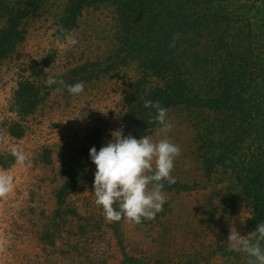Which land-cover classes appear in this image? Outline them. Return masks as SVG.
<instances>
[{
  "label": "rangeland",
  "instance_id": "obj_1",
  "mask_svg": "<svg viewBox=\"0 0 264 264\" xmlns=\"http://www.w3.org/2000/svg\"><path fill=\"white\" fill-rule=\"evenodd\" d=\"M65 2L45 0L35 13H28L24 40L0 61V169L14 177V191L0 200V236L6 240L0 264H248L250 258L233 251L227 237L230 227L242 236L254 234L256 227L248 223L252 205L232 177L228 156L213 165L209 175L203 164L198 132L203 140L211 138V145L216 139H232L231 127H220L227 115L209 107L183 103L167 108L174 123L168 138L179 145L181 155L172 172L176 182L164 186L167 200L154 219L139 224L125 219L108 222L92 193L94 163L85 165L84 178L72 187L65 185L60 156L93 146L99 150L118 129L125 137L139 139L133 134L124 100L140 81V89L145 90L141 97L156 83L162 84L161 79L143 75L138 51L127 52L125 23L115 5L87 7L77 27L59 31ZM245 10L241 7L239 12ZM152 16L150 22L170 24L162 12ZM233 20L239 32L243 23L253 19L235 14ZM150 22L139 24V38ZM4 24L0 15V28ZM204 32L194 47L198 61L204 59L211 34ZM69 37L78 43L69 46ZM228 55L230 60L232 51ZM32 60L43 70L39 76L30 74ZM204 60L209 65V58ZM78 66H84L90 76L81 80L80 95L72 96L66 89L55 93L53 85L33 112L20 116L15 111L12 100L19 81L28 78L42 88L55 75L68 84L67 80L80 77L72 75ZM209 80L201 79L199 84L207 89ZM212 80L217 83L219 77ZM18 125L22 134H11ZM159 127L146 135L162 138ZM13 147L30 157L31 167L15 162L10 154Z\"/></svg>",
  "mask_w": 264,
  "mask_h": 264
},
{
  "label": "trees",
  "instance_id": "obj_2",
  "mask_svg": "<svg viewBox=\"0 0 264 264\" xmlns=\"http://www.w3.org/2000/svg\"><path fill=\"white\" fill-rule=\"evenodd\" d=\"M44 1L0 0V15L5 18L4 26L0 28V61L24 40L26 16L28 13H35ZM247 2L66 0L59 18V31H69L77 27L79 17L87 7L105 3L116 6L120 20L125 23L124 41L127 43V52L138 51L143 75L162 81V84L156 83L151 87L143 97L140 93L145 90L140 89L139 86L143 83L140 81L124 100L128 106L127 115L130 117L135 137L146 135L149 129L158 124L153 119L155 110L144 107L145 100L159 101L165 108L183 103L188 106H205L218 115H227L224 119L221 118L220 127H225L222 130L231 127L229 130H232V139L229 142L216 139L211 145V138L203 140L201 133L197 134L201 140L200 147L204 150L203 164L205 172L209 175L213 165L224 155L229 157L232 161V177L252 205L251 217L248 220L252 228L264 223V0ZM241 7H246L245 12H239ZM161 12L170 20V24L161 26L160 22L155 24L156 20L150 22L151 17H155L152 16L153 13L158 16ZM235 14L253 20L243 23L237 32L233 20ZM148 22V28L142 30L139 38V24ZM205 30L211 33L206 38L208 46L203 50L204 59L210 60L206 66L204 59L197 60L199 55L194 48L199 43L200 33ZM174 37L178 38L175 39L174 46L170 47ZM195 39L197 43L193 42ZM231 51L232 57L229 60L228 53ZM206 68L215 72L205 71ZM29 71L35 76L43 72L35 60L31 61ZM205 72L211 75V78ZM72 75L80 77L67 80L69 85L90 77L87 76L84 66L74 68ZM214 76L219 77L217 83H213ZM201 79H210L207 89L199 84ZM48 90L49 87L45 84L38 88L35 82L28 78L21 80L14 91L12 106L20 116H26L45 98ZM17 127L18 131L12 130L11 134L20 136L22 129L19 125ZM215 150L220 152L216 154ZM60 159L65 165L62 168L67 176L65 185L71 187L85 177V165L93 163L89 149L62 155ZM164 186L173 184L164 182Z\"/></svg>",
  "mask_w": 264,
  "mask_h": 264
},
{
  "label": "clouds",
  "instance_id": "obj_3",
  "mask_svg": "<svg viewBox=\"0 0 264 264\" xmlns=\"http://www.w3.org/2000/svg\"><path fill=\"white\" fill-rule=\"evenodd\" d=\"M176 38L170 47L174 46ZM77 43L75 37L67 39L69 46ZM45 85L49 88L59 85L53 88V92L60 93L66 89L72 96H78L84 91L83 82L69 85L55 75L50 76ZM144 107L155 110L153 119L160 125L158 134L162 138L153 139L147 135L139 139L131 135L125 137L118 129L111 133L112 139L101 146L99 151L94 146L89 149V156L96 166L92 193L95 204L102 207L108 222L125 219L139 224L142 220L154 219L163 210L167 200L163 191L164 182L169 185L176 182L172 172L181 149L168 138L174 123L169 118L168 109L161 106L159 101L145 100ZM10 154L17 164L31 167L30 157L20 149L13 147ZM13 191V175L0 169V200L7 198ZM227 241L233 251L250 258L248 264H264V248L261 247L264 223L257 224L254 234L247 236L240 235L234 227H230ZM5 245L6 240L0 236V252L5 250Z\"/></svg>",
  "mask_w": 264,
  "mask_h": 264
}]
</instances>
